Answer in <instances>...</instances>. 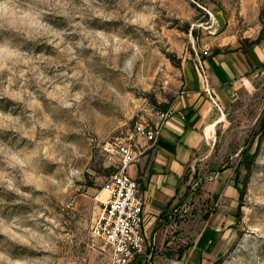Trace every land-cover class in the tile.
Here are the masks:
<instances>
[{
	"label": "rangeland",
	"instance_id": "374dc122",
	"mask_svg": "<svg viewBox=\"0 0 264 264\" xmlns=\"http://www.w3.org/2000/svg\"><path fill=\"white\" fill-rule=\"evenodd\" d=\"M102 2L117 18L96 20L89 27L140 46L143 60L137 63L136 73L144 64L148 79L144 84H138L135 75L127 79L122 69L131 52L121 53L117 60L101 58L92 49H78V60H73L67 71L69 76L73 71L81 72L70 82L72 94L82 93L83 100L73 102L72 109L53 110L41 97L54 126L38 129L37 141L55 144L59 135L63 143L76 144L88 157L80 165L79 178L60 197L29 187L22 190L30 192L32 200H24L0 189V218L9 224L15 222V231L28 240L13 243L0 236V249L24 264H111L108 253L102 252L103 243L91 234L108 199L104 185L116 170L108 160L106 144L125 139L136 123L154 120L159 111L170 110L183 91V66L192 59L197 62V54L264 46V0H156L157 16L151 31L124 22L127 8L123 0ZM128 3L139 11L145 0ZM54 27L63 30L67 25L55 22ZM259 37L261 42L251 45ZM32 49L37 57L59 58L57 50L46 42L29 45L28 50ZM48 75L54 76V70ZM232 100L227 106L221 104L222 112L213 107L205 143L187 166L174 221L185 223L186 230L191 227L194 238L203 221L222 210L229 220L226 223H231L232 240L213 264H264V237L251 231L264 229V206L249 203L250 192L264 189V63L246 81L238 82ZM0 112L19 115L21 109L3 99ZM2 138L10 146L19 139L13 133ZM24 145L34 147L27 140L20 147ZM58 167L43 161L38 174L52 176ZM230 181L237 196L230 198L234 202L225 203L215 188L222 190ZM37 197L43 200L41 204L34 202ZM16 200L22 203H14Z\"/></svg>",
	"mask_w": 264,
	"mask_h": 264
},
{
	"label": "clouds",
	"instance_id": "9594fccd",
	"mask_svg": "<svg viewBox=\"0 0 264 264\" xmlns=\"http://www.w3.org/2000/svg\"><path fill=\"white\" fill-rule=\"evenodd\" d=\"M155 2L145 0L144 7L137 11L129 6L128 0H123L127 8L124 22L151 31V22L157 16ZM116 18L117 14L109 11L102 0H0V100L7 99L21 109L19 115L0 112V189L24 200H32V194L22 190L29 187L36 192L60 197L79 178L80 165L88 157L85 150L74 143H63L59 135L55 144L37 141L38 129L47 130L54 126L41 97L49 102L53 110L72 109L73 102L83 100L82 93L72 94L73 85L70 82L77 79L81 72L73 71L69 76L67 71L71 62L78 60V49H92L101 58L112 56L117 60L121 53L131 52L122 70L127 79L131 80L135 75L138 84L146 82L144 64L136 73L137 63L143 60L140 46L89 27L90 22ZM55 22H62L67 27L58 30L54 27ZM70 36H79L80 39L67 40L66 37ZM44 42L57 50L59 58L37 57L33 54L34 48L28 50L29 45L37 46ZM79 64L82 68L83 62ZM62 68L65 70L60 71ZM49 70H54L55 75H48ZM7 133L19 137L15 146H10L2 138ZM24 140L34 147H20ZM43 161L59 166L54 175L45 177L38 174ZM56 176L63 178L57 179ZM34 202L41 204L43 200L37 197ZM249 203L264 206V189L250 192ZM16 228L15 222L9 224L0 218V236L13 243H28L15 231ZM251 231L264 237V229L252 228ZM0 264L24 262L13 260L6 250L0 249Z\"/></svg>",
	"mask_w": 264,
	"mask_h": 264
},
{
	"label": "crops",
	"instance_id": "0c3cea01",
	"mask_svg": "<svg viewBox=\"0 0 264 264\" xmlns=\"http://www.w3.org/2000/svg\"><path fill=\"white\" fill-rule=\"evenodd\" d=\"M219 51L204 58L206 79L194 59L185 62L183 91L170 108L171 117L156 144L130 168L141 183L145 199L146 256L154 263L157 260V264H213L232 240L231 223H226L229 220L222 210L204 220L194 238L191 227L186 230L185 223L174 221L187 166L205 143L214 110L206 87L227 106L233 101L238 82L246 81L264 63L263 45L247 51ZM215 191L220 192L225 203L234 202L230 198L237 196L232 181L225 183L222 190L216 186ZM134 262L144 264V259L140 257Z\"/></svg>",
	"mask_w": 264,
	"mask_h": 264
},
{
	"label": "built area",
	"instance_id": "2783aa9c",
	"mask_svg": "<svg viewBox=\"0 0 264 264\" xmlns=\"http://www.w3.org/2000/svg\"><path fill=\"white\" fill-rule=\"evenodd\" d=\"M204 50L197 54V67L206 79L204 58L209 56ZM213 105L223 111L214 93L206 87ZM213 93V94H212ZM171 111H159L156 118L138 122L125 139L107 143L105 151L108 160L116 168L110 175L104 191L108 199L103 203L102 214L92 229V237L102 243V252L108 253L111 264H130L147 254V240L144 231L145 199L139 180L130 173V168L152 148L166 123ZM149 257H144V264Z\"/></svg>",
	"mask_w": 264,
	"mask_h": 264
},
{
	"label": "trees",
	"instance_id": "16d2710c",
	"mask_svg": "<svg viewBox=\"0 0 264 264\" xmlns=\"http://www.w3.org/2000/svg\"><path fill=\"white\" fill-rule=\"evenodd\" d=\"M261 42V37H259V38H257L255 41H253V42H251V45H255V44H259ZM220 51L219 50H217V51H215V54H217V53H219ZM165 107H169V106H165ZM252 162L250 161V162H248V164H251ZM240 196L242 197L243 196V190H242V192H240ZM240 197V198H241ZM142 263V262H141ZM215 264H219V263H215Z\"/></svg>",
	"mask_w": 264,
	"mask_h": 264
}]
</instances>
